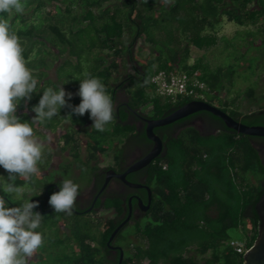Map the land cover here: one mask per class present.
<instances>
[{"label": "trees", "instance_id": "1", "mask_svg": "<svg viewBox=\"0 0 264 264\" xmlns=\"http://www.w3.org/2000/svg\"><path fill=\"white\" fill-rule=\"evenodd\" d=\"M23 3L22 13L13 10L2 17L19 37L26 66L38 81L37 97L21 100L17 116L30 115L45 88L60 85L55 76L50 77L52 81L45 79L56 59L61 58L62 64L67 65L74 58L71 67L80 71L81 53L85 51L95 58L81 80L100 78L107 94L112 91V82L118 80L120 70L124 71L127 60L140 64L143 78L129 81L125 92L131 104L149 105L146 111L149 118L163 116L195 98L215 104L246 124L264 125V82L260 80L264 73V0H23ZM222 18L239 27L231 35H218ZM136 38H141L148 47L140 61L132 53ZM218 43L220 62L211 65L203 53L191 58L190 47L207 50ZM33 52L35 58L31 56ZM158 70L194 76L203 83L201 88H195L200 97L176 95L172 99L157 94L150 76ZM238 81L243 83L242 88L236 86ZM78 87L79 80L69 83L68 92L73 93L74 100L69 104L73 106L80 102L75 95ZM241 99L251 108L242 110ZM195 112L209 116L205 117L208 122L205 127L187 124L173 132L172 127L180 118L153 128L162 146L155 157L140 167L143 183L150 190L147 209L131 214L108 240L128 209L126 200L116 195L107 197L103 205L112 208L114 216L98 220V230L91 221L83 220L86 227L78 239L79 249L64 253L68 264H118V252L113 261L99 252L106 242L120 245L119 264H241L243 251H237L230 241H238L243 250L252 244L257 233L259 219L254 203L264 192V137L237 132L206 110ZM70 114L66 119L70 126L59 135L62 148H68L72 156L65 168L74 162L83 175L89 167L90 171L96 169L90 164L91 159L101 154L116 136L134 131L132 123L114 119L103 131H98L91 126L87 112L83 116ZM62 117L64 114L47 123H59ZM80 128L87 136L85 160L79 151ZM137 132L148 145L150 140L145 133ZM112 150L115 157L121 155L120 147ZM46 161L39 162L38 168H43ZM34 178L43 176L37 172L31 179ZM24 182L25 177L17 176V185ZM142 190L143 201L147 203V192ZM10 200L9 205L18 202ZM95 232L96 247L90 244Z\"/></svg>", "mask_w": 264, "mask_h": 264}, {"label": "clouds", "instance_id": "2", "mask_svg": "<svg viewBox=\"0 0 264 264\" xmlns=\"http://www.w3.org/2000/svg\"><path fill=\"white\" fill-rule=\"evenodd\" d=\"M13 10L22 13L23 0H0V168L8 173L7 179L0 175V264H28L43 242L42 233L37 231L42 215L34 211L38 204L31 198L19 206H9V201L30 191L31 178L38 172L43 144L35 137L32 125L60 117V110L68 107L70 116L87 112L91 126L103 131L114 119V105L101 79L89 77L79 81L75 93L80 98L78 105L68 103L73 93L66 92L64 84L48 87L31 109L35 116L30 121L19 118L15 114L18 104L32 99L38 81L26 66L19 37L2 18ZM17 176L26 178L23 186L15 183ZM78 191V185L66 179L59 191L50 195L48 204L55 212L71 214Z\"/></svg>", "mask_w": 264, "mask_h": 264}, {"label": "flooded vegetation", "instance_id": "3", "mask_svg": "<svg viewBox=\"0 0 264 264\" xmlns=\"http://www.w3.org/2000/svg\"><path fill=\"white\" fill-rule=\"evenodd\" d=\"M118 74V80L112 82V91L108 94L111 96L114 105V120L121 123H132L134 125V131L130 132L126 136H116L110 142L111 153L109 163L100 165L99 154L97 155V157L91 159L90 161V164L95 165L96 169L90 171L91 168L89 167L87 169L88 172L85 175L82 174L79 167L75 166L74 162H71L68 168L64 167L65 172H60L58 166L62 161L61 159H65L64 164H68V160H71L72 158L69 149L66 147L62 148V140L59 136L64 131V129H66L70 125L67 121H61V123L59 122L61 126H56L53 132L57 127H63V130L58 132L55 139H51L48 143L43 144L47 147V151H49L46 166L43 168H38V173H41L43 178L31 179V182L29 184V186H32V191L34 190L35 192L32 195H28V199L31 198V201L37 202L38 207L34 209V211H38L42 215L41 225L37 229V231L41 232L42 236H45V234L47 233H45L44 230H47L49 228L50 233L48 237L52 239V241L55 236L54 233L56 232L59 240H61L59 245H65L64 251H66L65 253L67 254L73 251L76 252L79 249L78 239L81 236L82 231L86 227L82 223L83 220L91 221L92 225H94L98 230V220L103 221L108 217L114 216L115 211L112 208H108L103 205V202L107 197L116 195L119 196L122 201L126 200V203L128 202V198H130L131 209L129 216L131 214L137 215L144 211L138 206L137 203L138 199H140L144 203L142 190L144 189L143 187L127 186L121 179L117 178L114 175L109 176V178L105 180L106 171L108 169H113L115 172L123 171L130 163L137 160L141 155H143L152 144L151 141L148 145L145 144V142L141 140V138H139L137 132H144V118L150 117L147 116L146 113L149 105L131 104L125 92L129 81L143 78L141 66L136 61L127 60L124 71L123 69H121L120 73ZM121 114H124V117H122ZM205 117L209 116L199 112L184 116V118L179 120L172 127L174 129L173 132L176 131L179 127L187 124H192L195 126L197 125L198 127H205V124H208ZM46 132L49 134L53 133L50 129H46ZM159 133H161L160 130ZM78 140L80 143V156L83 160H85V157L88 153L86 151L87 136H85L81 128L78 133ZM115 146L122 149L121 155L119 157L114 156L112 148ZM48 175L49 177H46ZM125 178L133 182L144 184L143 174L140 168L128 172L125 175ZM66 179L75 180V183L78 185L79 189L74 207L71 210V214H68V212H55L48 204L50 195L54 192L59 191V186H61L63 181ZM24 183L20 185H24ZM20 204L21 203L19 202H14V204H10L9 206H19ZM127 214L128 210L126 216ZM119 216L121 217L122 214H120ZM44 221L45 223L47 222V224L50 225L45 227ZM96 232L94 233L93 238L90 239V244L94 247L98 246V242L96 240ZM120 251L122 253L120 245L114 242H106L105 246L99 250L100 253L105 254V257H107L111 261H113L114 256L117 254V252L120 253Z\"/></svg>", "mask_w": 264, "mask_h": 264}, {"label": "rangeland", "instance_id": "4", "mask_svg": "<svg viewBox=\"0 0 264 264\" xmlns=\"http://www.w3.org/2000/svg\"><path fill=\"white\" fill-rule=\"evenodd\" d=\"M238 27L239 26L235 22L227 21V20H225V18H222V20L219 24V27L217 28V34L218 35H231L232 32ZM220 47H221L220 43H218L216 46L208 48L207 50H201V49H198L195 47H190V55H191V58H193V57H196L197 55H200L201 53H203L205 55V59L211 65H214V64L221 61L222 53L220 52ZM147 51H148V47L144 44V42H142L141 38H136V40L133 44V48H132V53H133V56L136 58V60L140 61V59H142L146 55ZM35 53L36 52L32 53V55H31L32 58L36 57ZM81 54H82V58H81V69H80V71L73 70V68L71 67L70 62L73 64L75 62L74 58H70V60H69L70 62L67 65H63L61 62L63 60L60 61V59H61L60 58V59H56L57 60L56 63H53L51 65V67L48 69V74H47L48 77H46L45 79L51 80L50 77L55 76L57 78L59 84L60 85L64 84V87L66 88L65 91L68 92L69 91V83H71V81H73V79H74V81H77V80L80 81L82 79L85 71L88 69V67H90V65L92 63L91 60L93 58H95V55H93L92 53L88 54L87 52L83 51ZM44 75H45V73H44ZM48 80H46V82ZM260 80L262 82H264V73H261ZM236 86H239L242 88L243 83L241 81H238ZM47 88H48V86L45 88V90ZM36 91H38V90H36ZM36 94L37 93L35 92L32 96L34 98H36L37 97ZM72 101H74V100L71 99L68 101V103H72ZM240 102H241V109L242 110H246L248 108H251V106L249 107L247 105V103L245 102V99H241ZM65 108L66 107H64L60 110L59 115L61 116L62 114H64V117H62L60 119V123H61V121L65 122L68 114H70L69 109L67 108V110L65 111ZM31 114H32V112H30V115ZM30 115L27 113H22V114H20V116L18 115V117L21 118L22 120L30 121L35 116V113H33L32 118ZM56 120H58V118H56ZM47 122L48 121H45L43 123H36V124L32 125L33 129H34L35 137L38 140H40L42 142V144H46L51 139L52 140L55 139L58 132L63 130V127H61V128L57 127L55 129V131L53 132V130L55 128L54 124H57V126H61V124L54 123L53 121L50 123H47ZM198 128L201 129L202 127H198ZM46 129H50L53 133L52 134L47 133ZM48 135H49V137H48ZM46 151H47V147L45 145H43L42 158H41L40 162H44L47 160V157L45 156ZM81 153H82V151H81ZM110 153H111V145L109 144L105 148V150H103L102 153L100 154V160H99L100 165L109 163ZM61 160L62 161L60 162L58 167H59V171L63 173V172H65V168H64L65 167V164H64L65 159L62 158ZM45 166H46V163L43 165V167H45ZM0 175L4 176L5 179H7V177H8L7 171L4 170L3 168H0ZM46 177H49V175ZM18 186H23V185H18ZM30 186H29L30 191H26L23 194L22 198L11 197V199L15 200V201L17 200L19 203H22L24 199H28V195H32L35 192L34 190L32 191V186L31 187ZM49 225L50 224H47V222L45 223V227L49 226ZM48 229L47 230L43 229L45 231V233H47V234H45V236H42L43 237L42 245L34 253V256L32 258H30L28 264H68V260L64 256V253L66 252V251H64L65 245H59L61 240H59V237H58V235H56L57 234L56 232L54 233L55 236H54V239L52 241V239H50L48 237V235L50 233V229L49 230ZM50 240H51V242H50ZM40 256H45V258L42 259V258H40ZM143 264H145V262H143Z\"/></svg>", "mask_w": 264, "mask_h": 264}, {"label": "water", "instance_id": "5", "mask_svg": "<svg viewBox=\"0 0 264 264\" xmlns=\"http://www.w3.org/2000/svg\"><path fill=\"white\" fill-rule=\"evenodd\" d=\"M198 110H206L212 113L213 115L219 117L227 127L232 128L237 132L264 137L263 124H246L237 119H234L218 106L210 104L203 99H190L180 104L163 116L156 118L145 117L144 133L145 137L152 143L150 148L137 160L130 163L123 171L115 172L113 169H108L106 171L105 180H107L109 176L114 175L117 178L121 179L127 186L143 187L147 192V203H143L140 199L137 200V203L141 209L146 210L150 199V190L148 186L139 182L127 180L125 178V175L128 172L139 169L140 167L146 165L153 157H155L160 152L162 141L161 138L154 132V127L171 123ZM127 203V216L114 227V229L109 234L108 240L112 238L117 229L128 219L131 209L130 198H128ZM254 209L259 219L257 233L252 244L243 252L241 264H264V192H262L255 201ZM121 256L122 253L120 251L118 256V264L120 262Z\"/></svg>", "mask_w": 264, "mask_h": 264}, {"label": "built area", "instance_id": "6", "mask_svg": "<svg viewBox=\"0 0 264 264\" xmlns=\"http://www.w3.org/2000/svg\"><path fill=\"white\" fill-rule=\"evenodd\" d=\"M150 82L154 85V90L159 95L170 96L172 99L176 95H185L191 97H200V93L196 91V87L201 88L203 83L197 80L194 76L188 77L184 72L166 73L163 70L155 71L150 76ZM237 251L242 250V246L238 241L231 240Z\"/></svg>", "mask_w": 264, "mask_h": 264}, {"label": "bare ground", "instance_id": "7", "mask_svg": "<svg viewBox=\"0 0 264 264\" xmlns=\"http://www.w3.org/2000/svg\"><path fill=\"white\" fill-rule=\"evenodd\" d=\"M195 99V98H194Z\"/></svg>", "mask_w": 264, "mask_h": 264}]
</instances>
